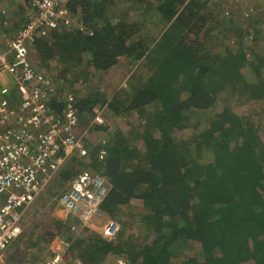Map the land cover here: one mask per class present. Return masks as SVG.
<instances>
[{"label":"trees","instance_id":"1","mask_svg":"<svg viewBox=\"0 0 264 264\" xmlns=\"http://www.w3.org/2000/svg\"><path fill=\"white\" fill-rule=\"evenodd\" d=\"M216 2L232 0H71L75 25L34 42V67L62 84L49 106L72 108L90 131L89 162L73 158L59 177L67 182L87 168L104 176L110 189L93 224L109 219L118 228L106 239L89 229L79 235L69 217L36 223L29 247L42 244L39 259L59 248L68 264L109 256L129 264H264V132L232 105L240 97L264 101V57L245 51L255 25L227 27L229 14L217 18ZM25 20H13L15 31ZM230 35L233 46L219 50ZM122 61L130 64L128 89L109 96L104 75ZM99 111L127 130L91 124ZM105 133L104 143L92 140ZM132 203L137 212L128 211ZM134 224L137 234L129 232ZM25 254L10 247L6 263L15 255L23 264Z\"/></svg>","mask_w":264,"mask_h":264},{"label":"built area","instance_id":"2","mask_svg":"<svg viewBox=\"0 0 264 264\" xmlns=\"http://www.w3.org/2000/svg\"><path fill=\"white\" fill-rule=\"evenodd\" d=\"M70 1L25 0L24 25L0 46V264L8 246L22 232L23 213L42 188L73 158L87 159V132L79 131L77 114L69 107L55 111L49 106L57 91L55 78L35 68L29 58L36 40L59 27L71 26ZM12 95L17 97L13 105L9 100ZM72 99L66 96V102ZM91 124H104L100 111ZM105 155L101 149L98 159ZM109 189L107 179L88 168L68 182L57 203L65 216L78 224L73 231L81 235L83 229L94 227L93 221L103 218L101 206ZM105 222L101 229L112 239L117 225ZM43 264L68 263L58 248ZM72 264L84 263L76 260ZM114 264L129 263L115 258Z\"/></svg>","mask_w":264,"mask_h":264},{"label":"rangeland","instance_id":"3","mask_svg":"<svg viewBox=\"0 0 264 264\" xmlns=\"http://www.w3.org/2000/svg\"><path fill=\"white\" fill-rule=\"evenodd\" d=\"M18 1H20L19 7H21V10L19 9V7L11 9L10 8L11 2H10V4L8 3L9 6L5 7L4 10L0 9V46H3L5 44V42L7 41V39L10 36H12V34L14 33L15 29L13 27L14 26L13 20H16L19 22L20 20L25 19V17H26L27 11L25 9V1H23V0H18ZM8 4H0V6L2 7L5 5H8ZM215 7L212 6L211 8L218 14L217 18L219 16H222V17H223V15L225 16V14L228 12L227 14H229V15L225 16L227 18V20H224L223 23L226 24L227 27H229V28L231 27L235 31L238 29L239 31L243 32V31L248 30L253 24L255 25L252 28L253 29L252 35H251L252 39H249L248 41H245V43H244V46L246 48L245 51L247 53H249V54H247V56H249L251 54L252 56L255 57V54H258L259 56L264 57V0H232V3L230 5H225L223 7L218 5V3L216 2ZM14 10H19V11H23V12H20L17 17H14V16L10 15V11H14ZM147 17L148 16H146V18ZM146 18H145V20H146ZM149 18L153 21L155 20L151 17H149ZM141 20H142V18H141ZM75 22L76 21L72 20L71 26H74ZM145 24H146L148 31L150 30L151 32H153L155 34L160 33V29L162 27L161 25H158V26L150 29L149 22L146 23V21H145ZM254 30H260V31L258 34H255ZM145 31H146V28H145ZM255 35L257 36L256 38H255ZM230 37L231 38H226V39H224L222 37V39L220 40L221 41V44H220L221 47L219 48V50L224 51L225 46H227V47L233 46L234 38H232L231 35H230ZM245 38H247L246 35H244L242 39H245ZM253 50H255V52H253ZM33 53H34L33 49L30 50L29 58L32 57ZM137 65H138V63H137ZM143 69H145V68H143L142 66L138 67V70L145 72V71H143ZM129 70H130V64H128L126 61H122L118 65L112 67L104 75L103 82H102V85H103L102 90L106 91V93L110 96L112 94L113 90L120 89V88L121 89H123V88L128 89L126 81L130 76ZM263 74H264V69H263ZM52 76H53V74H52ZM55 82H56V80H55ZM56 85L58 88H60L62 84H61V82H56ZM75 88L78 89L79 84L76 85ZM66 89L67 88H64V90L62 92H67ZM9 100H10L11 105H13V103H16L17 102L16 95H12L11 98H9ZM232 105L234 107V112L239 117L248 118V119L253 120L254 123L260 124L261 125V131L260 132H264V101L246 102L245 97H240L238 99H233ZM101 115H102V118L104 120L103 125L108 126L109 130H111V129L114 130V129H118V128L120 130H122L123 132H125L127 130L126 127H124L123 120L120 117H116V118L109 117V118H107V117H103V114H101ZM0 128H1V126H0ZM81 130H86V132H87L86 136L87 137L89 136L90 131L88 128L81 127L79 125V131L81 132ZM181 134L185 135L186 132L182 131ZM97 137L98 136H95L94 137L95 139H92V140L94 142L100 140L101 143H103L106 140V133L103 134L102 136H100L99 138H97ZM84 140H86L85 142H89V140L87 141V139H84ZM83 162L85 164H87L89 161L83 160ZM62 170H63V168L60 169V171L56 174V176H54L50 180V182L47 186L43 187L44 190L42 192H40V194L33 201V203L25 210V212L23 213L22 223H21L22 232L8 246V249L10 247L11 248L15 247L16 249H18L19 252H22V253L26 252L27 253V254H25V261L23 262V264H43L50 257L49 256L47 258V253H46V256L41 254L40 259L38 258V253L40 250H42L41 248H43L42 244L40 245L41 247L39 246L40 242L38 243V246L35 245L34 247H29V244L31 242V235L34 234V236H37L39 234L40 229L39 230L36 229V223L40 222L43 224L47 220H50V218L59 219V220H63V221L67 218L64 215L63 210L60 208V206L57 203L58 196L62 192L65 191V189H66L65 186L68 185V181L64 182L59 177ZM89 170H91V168H89ZM80 171H81V169H80ZM136 204H138V203H132L131 208L128 211L129 212L130 211L137 212L138 211L137 208L134 207V205H136ZM108 220L109 219H105L101 226H104L107 223L105 221H108ZM123 220L126 221V219H123ZM72 225L75 226L76 228H78V224L76 222L73 221ZM93 226L98 227V229L92 227V228H89V230H91L94 233H97V234L101 235L103 238L107 239L106 235L104 234V230L101 229L102 227H100V229H99V226L94 225V224H93ZM83 230H85V229H83ZM87 230H88V228L85 230V232ZM137 231H138V228H137V226H135V224L130 226L129 232L131 234H137ZM83 233H84V231H83ZM88 233L86 234V236L88 235ZM55 243H57V242H55ZM27 247H29V248H27ZM8 249H6V251L4 252L3 261L1 262V264H7L5 254L7 253ZM28 253H29V256H28ZM26 257H27V259H26ZM115 258H117V257L116 256H109L105 260L104 263L105 264H114ZM35 260H37V261H35ZM8 263L9 264H12V263L17 264L16 256L11 255L8 259Z\"/></svg>","mask_w":264,"mask_h":264},{"label":"crops","instance_id":"4","mask_svg":"<svg viewBox=\"0 0 264 264\" xmlns=\"http://www.w3.org/2000/svg\"><path fill=\"white\" fill-rule=\"evenodd\" d=\"M23 1H25V0H23ZM10 2H11V5H10L11 9L18 8L20 6V1H18V0H10V1L9 0H5V1L4 0H0V4H8V3L10 4ZM9 4L5 5V6H2V7L0 6V9L4 10V8L9 6ZM19 9L21 10V7H19ZM20 12H23V11H19V10L10 11V15L14 16V17H17ZM48 184H49V182L45 186H47ZM65 188H66V186H65Z\"/></svg>","mask_w":264,"mask_h":264}]
</instances>
